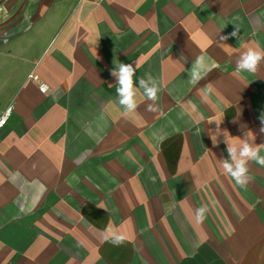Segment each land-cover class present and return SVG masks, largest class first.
Listing matches in <instances>:
<instances>
[{
  "label": "crops",
  "instance_id": "0c3cea01",
  "mask_svg": "<svg viewBox=\"0 0 264 264\" xmlns=\"http://www.w3.org/2000/svg\"><path fill=\"white\" fill-rule=\"evenodd\" d=\"M248 48L264 50V0H0V264H264V167L238 186L211 139L216 122L251 130L264 154V61L236 70ZM113 61L137 65L135 112Z\"/></svg>",
  "mask_w": 264,
  "mask_h": 264
},
{
  "label": "clouds",
  "instance_id": "9594fccd",
  "mask_svg": "<svg viewBox=\"0 0 264 264\" xmlns=\"http://www.w3.org/2000/svg\"><path fill=\"white\" fill-rule=\"evenodd\" d=\"M235 29L229 35H219L221 42L227 41L231 37H239L240 26L233 23ZM264 61V50H257L255 48H248L242 55L236 60V70L240 73H251L255 74L258 70L261 62ZM114 67L110 69V75L116 78V93L119 105L123 108L125 114L135 112L138 107L137 102V88L134 85V77L136 76L137 65L134 67L132 64L114 62ZM212 68L207 64L206 58L201 55L198 56L192 63L189 71L188 78L191 84L196 85L202 79H204ZM139 88L143 90V96L153 103L148 104L147 110L155 112L158 110L156 102L159 100L158 93L160 87L158 82L152 78H140ZM47 86L41 85L40 91L42 93L47 92ZM211 91V89H208ZM258 119L260 121L259 134L264 135V112H262ZM211 123V122H210ZM216 131L219 130L218 134H211L213 145H218L219 141L217 137L223 133L226 144V151L228 158L222 161V167L224 173L231 177L232 180L240 187H246L251 177L249 176V162L264 167V154H262L261 147L254 143L256 134L251 130L244 132L243 138L232 137V139L239 138L240 143L236 144L229 139V136L225 135L226 130L220 129V123H217ZM200 129L197 128V134L200 133ZM264 145V144H262ZM208 208L201 206L196 209V220L197 222H203L206 219ZM104 239L106 242L119 246L123 244L127 237L125 234L119 232L114 228L105 229Z\"/></svg>",
  "mask_w": 264,
  "mask_h": 264
},
{
  "label": "built area",
  "instance_id": "2783aa9c",
  "mask_svg": "<svg viewBox=\"0 0 264 264\" xmlns=\"http://www.w3.org/2000/svg\"><path fill=\"white\" fill-rule=\"evenodd\" d=\"M29 80L33 81L34 83H36L38 85L39 91H40L41 85H44V84L40 83L39 78L36 75H34V74H30L29 75ZM42 94H45V93H42ZM7 115H8V112L5 115H3V116L0 117V128L5 125L6 119H7Z\"/></svg>",
  "mask_w": 264,
  "mask_h": 264
}]
</instances>
